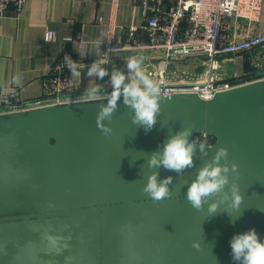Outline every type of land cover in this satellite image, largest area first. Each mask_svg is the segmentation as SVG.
<instances>
[{"label":"water","instance_id":"1","mask_svg":"<svg viewBox=\"0 0 264 264\" xmlns=\"http://www.w3.org/2000/svg\"><path fill=\"white\" fill-rule=\"evenodd\" d=\"M101 104L106 100L0 115V264H234L235 234L254 228L264 241V77L209 99L161 94L147 133L121 98L111 124L104 122L113 130L105 137L96 124ZM189 126V142L202 133L215 140L207 155L197 144L183 177L159 169L158 179L173 178L174 197L153 203L141 191L156 171L147 166L149 154ZM220 147L240 166L235 223L227 203L209 217L207 205L198 212L186 200L188 184ZM47 236L59 238L56 248Z\"/></svg>","mask_w":264,"mask_h":264},{"label":"built area","instance_id":"2","mask_svg":"<svg viewBox=\"0 0 264 264\" xmlns=\"http://www.w3.org/2000/svg\"><path fill=\"white\" fill-rule=\"evenodd\" d=\"M142 11L143 23L125 27L110 21L105 51L97 60L110 62L112 53H149L144 70L161 87V94L197 93L209 99L216 92L259 80L264 77V59L260 70L247 76H227L219 68L220 57L251 52L264 47V34L247 35L241 40L226 32V20L259 21L264 0H135ZM26 0H0V17L13 9L20 16ZM118 0H113L116 6ZM102 21L103 17L99 16ZM120 28V33H118ZM56 32L47 30L45 39L54 40ZM66 56L87 68L94 60L86 50L78 54L63 52L43 78V92L36 98H23L18 89L0 91V115L26 112L30 109L70 101L88 100L79 96L76 83L67 67ZM143 56V55H142ZM145 61V60H144ZM201 63L203 69L184 67ZM262 72V73H259ZM258 73V74H257ZM107 89L105 92H110ZM207 133L195 140L212 143Z\"/></svg>","mask_w":264,"mask_h":264},{"label":"crops","instance_id":"3","mask_svg":"<svg viewBox=\"0 0 264 264\" xmlns=\"http://www.w3.org/2000/svg\"><path fill=\"white\" fill-rule=\"evenodd\" d=\"M102 16L103 20H98ZM125 27L141 25L142 11L135 0H26L20 16L9 9L0 17V91L18 89L23 98H36L43 92V78L63 52L78 54L86 50L90 58L97 59L105 51L110 21ZM54 30L56 38L47 41L45 33ZM226 32L241 40L247 35L264 34V1L259 21L246 19L226 20ZM120 33V28H118ZM132 52L117 51L104 66L109 73L113 65L127 71L126 60ZM264 47L251 52L220 57L219 68L227 76H247L260 70ZM184 67L203 69L201 63L189 62ZM79 78H73L79 96L95 84L103 90L111 89L110 77L103 81L88 78L87 68Z\"/></svg>","mask_w":264,"mask_h":264},{"label":"clouds","instance_id":"4","mask_svg":"<svg viewBox=\"0 0 264 264\" xmlns=\"http://www.w3.org/2000/svg\"><path fill=\"white\" fill-rule=\"evenodd\" d=\"M65 59L70 75L73 78L81 77L82 72L76 61L70 56H66ZM144 60L145 57L142 55L129 57L125 62L126 72L113 65L109 73L108 68L104 66L107 63L105 60L96 59L87 66L86 75L90 79L95 77L103 81L105 77H110V92H105L101 85L95 84L86 88L83 93L89 101L106 100V104L100 105V110L96 115L97 127L105 137L109 136L113 130L104 122L111 124L121 98L123 104L130 110L131 121L134 125L142 127L146 133L154 128L157 115L161 112V87L146 74L143 67ZM192 132L191 126L183 127L182 130L169 136L162 147L149 154L147 166L156 171L147 175V182L141 191L147 194L153 203H160L174 197L169 187L173 178L169 176L158 179L161 167L183 177L184 171L193 167V156L197 144L201 154L207 155L205 151L208 146L207 140L189 142ZM239 167L237 162L228 159L227 148H218L212 160L204 164L190 184L186 180L183 181L188 184L186 200L191 207L199 212L207 205V213L209 217H212L217 214L221 204L227 203L228 207L224 211L231 218L230 222L235 223L242 213L236 216H233V213L240 212L243 202V196L237 183L240 175ZM47 240L53 248L57 247L58 237L47 236ZM192 246L200 249L198 241H194ZM230 247L234 264H264V241H261L254 228L241 234H235L230 241Z\"/></svg>","mask_w":264,"mask_h":264},{"label":"rangeland","instance_id":"5","mask_svg":"<svg viewBox=\"0 0 264 264\" xmlns=\"http://www.w3.org/2000/svg\"><path fill=\"white\" fill-rule=\"evenodd\" d=\"M133 55H135V53ZM141 55H143L145 57V61H144L143 67H146V63H147V60H148L147 56L149 55V53L143 51V52L139 53V56H141Z\"/></svg>","mask_w":264,"mask_h":264},{"label":"trees","instance_id":"6","mask_svg":"<svg viewBox=\"0 0 264 264\" xmlns=\"http://www.w3.org/2000/svg\"><path fill=\"white\" fill-rule=\"evenodd\" d=\"M259 73H262V72H259ZM209 139H210L211 142H213L215 140V137L214 136H209Z\"/></svg>","mask_w":264,"mask_h":264}]
</instances>
